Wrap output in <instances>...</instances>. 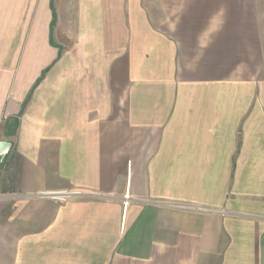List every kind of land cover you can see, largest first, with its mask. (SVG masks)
Listing matches in <instances>:
<instances>
[{"label": "crops", "instance_id": "obj_1", "mask_svg": "<svg viewBox=\"0 0 264 264\" xmlns=\"http://www.w3.org/2000/svg\"><path fill=\"white\" fill-rule=\"evenodd\" d=\"M0 141V264H264V0H0Z\"/></svg>", "mask_w": 264, "mask_h": 264}, {"label": "built area", "instance_id": "obj_2", "mask_svg": "<svg viewBox=\"0 0 264 264\" xmlns=\"http://www.w3.org/2000/svg\"><path fill=\"white\" fill-rule=\"evenodd\" d=\"M8 152H5L3 154H0V173H1V167H2V165L4 163V159L7 156ZM123 200H124V206H127L128 202L130 201V197L128 195H125L123 197Z\"/></svg>", "mask_w": 264, "mask_h": 264}, {"label": "water", "instance_id": "obj_3", "mask_svg": "<svg viewBox=\"0 0 264 264\" xmlns=\"http://www.w3.org/2000/svg\"><path fill=\"white\" fill-rule=\"evenodd\" d=\"M11 147V144L5 141H0V154L8 152Z\"/></svg>", "mask_w": 264, "mask_h": 264}]
</instances>
